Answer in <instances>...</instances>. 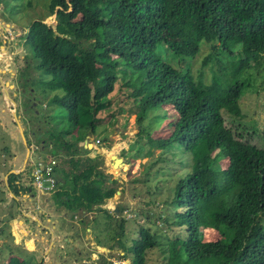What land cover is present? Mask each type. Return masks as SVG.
Here are the masks:
<instances>
[{"label":"trees","instance_id":"trees-1","mask_svg":"<svg viewBox=\"0 0 264 264\" xmlns=\"http://www.w3.org/2000/svg\"><path fill=\"white\" fill-rule=\"evenodd\" d=\"M44 1L55 27L30 24L24 44L38 59V68L50 75L51 89L59 91L52 100L65 111V119L39 145L64 148L68 157L59 156L60 164L77 170L70 174L54 168L61 183L54 203L71 211H104L99 205L116 193L98 166L103 156H89L90 150L77 149V143L94 133L101 123L97 112L108 107L115 85L127 79L122 84L135 107L138 131L123 155L133 159L140 151L151 153L152 147L166 155L174 146L183 152V169L185 157L190 159L172 196L162 201L171 213L164 222L186 230V238H173L169 246L189 264H264V143L248 139L240 104L249 85L243 75L250 59L264 54V0ZM207 44L195 76L190 60ZM167 53L171 59L164 58ZM205 66L210 70L206 81ZM160 105L170 106L176 120L169 123L165 114V129L172 130L154 138L144 118ZM225 158L228 165L222 168ZM10 175L14 181L20 173ZM105 212V217L113 213ZM203 227L215 230L218 238H204L209 231L203 233ZM156 245L155 235L140 227L129 247L131 264H145L146 252ZM15 264L26 263L19 258ZM166 264L186 262L169 249Z\"/></svg>","mask_w":264,"mask_h":264},{"label":"rangeland","instance_id":"rangeland-1","mask_svg":"<svg viewBox=\"0 0 264 264\" xmlns=\"http://www.w3.org/2000/svg\"><path fill=\"white\" fill-rule=\"evenodd\" d=\"M47 5L48 2L44 0H1L0 2V19H3L5 24L0 28V42L2 34L9 35L10 30L13 34V37H9L11 50L9 52L6 49L0 50V264H15L19 258L26 264H131L132 255L129 247L130 243L138 238L140 227L148 228L157 240V245L146 252L145 264H166L169 249L189 264L179 249L174 250L168 244L173 238H186V230L184 227L169 226L164 222L163 217L167 216L169 219L171 213L167 209L168 205L162 201L172 196V187L183 171L189 169L190 159L185 157L187 162L183 169L181 161L183 152L174 146L168 147L165 151L166 155L156 147L150 148L151 153L144 155L140 151L133 159L123 155V150L135 141L138 131L133 113L135 107L132 99L127 97V88L122 84V81L127 79L120 80L115 85L110 93V104L96 114L101 123L97 125L94 133H89L93 141L96 136L101 140L100 147L104 150L101 149L100 154L103 157L98 166L108 179H112L106 184L115 187L118 191L112 198L106 199L99 205L106 208L103 209L104 211L93 210L89 213L84 209L65 210L54 203L53 194L40 193L33 179L28 177L31 170L29 159L34 156L31 151H35L33 152L35 156L40 154L48 157L51 151L55 159L62 154L68 157L64 148L59 151L55 145H50V148L39 145V141L47 137L45 128L46 132H57L64 122L65 111L52 100L54 94H58L59 91L51 89L50 75L38 68V59L24 44L27 27L30 24L35 23L34 26L37 27L44 22L55 27V16L50 13ZM181 51L189 53L183 48ZM208 51V44L201 46L199 53L190 60L191 71L195 76L201 71L202 58ZM164 58L171 59L172 55L167 53ZM249 65L243 75L249 85L240 99L244 112L242 118L245 120L243 125L250 132L248 139L261 146L264 143L262 139L264 54L254 53ZM203 71L205 81L209 80L208 67L205 66ZM16 85L23 87L24 92H21ZM165 114L169 115V123L176 120L173 110L167 105H160L150 110L144 118L145 124L150 125L149 131L152 137H166L172 130L170 126L165 129V122L168 123V118L166 120L164 118ZM151 116L156 118L151 119ZM125 117L127 121L124 120ZM37 125L41 128L40 136L36 134L39 136L38 141L33 140L29 132ZM69 140L72 141L71 138ZM145 141L142 139L139 144L143 147L140 148L141 150L147 146ZM77 146V149H80L83 142H78ZM46 147L50 151L46 152L45 150L48 149ZM104 151L106 157L104 153L102 154ZM90 154L93 155V152ZM112 154L122 159V167L116 169L117 172L112 171L114 167L109 157ZM171 154L174 158L168 160L167 156ZM227 165L228 161L225 158L221 161V166L225 168ZM66 171L75 174L77 170L73 167ZM12 173H20L16 180L20 185L13 182L10 175ZM69 180L71 176L65 179L66 182ZM43 184L49 185V182L43 181ZM60 184L55 185L56 190ZM27 186L31 188L34 198H23L21 195V192H27ZM44 208L47 210L46 213L48 210L54 213L56 208L61 210L62 215L58 214V218L57 214H54L57 219L52 220L55 230L51 233L50 227H45L43 222L33 223L29 217H26L29 218L27 220L23 213L21 215L22 209L27 215L32 216L35 211ZM105 210L114 213H109L110 216L105 217L104 215L108 214ZM36 218L40 219V217ZM19 220L22 223L18 222ZM122 220L123 235L119 237ZM260 222L264 229V217H261ZM23 228L29 232L28 235L22 234L20 229ZM202 229L205 233L208 227ZM208 231L204 238H218L215 230L208 229ZM51 234L55 238L59 235L60 239H51ZM43 237L44 239H41ZM33 238L36 239L35 246H32ZM117 239L120 240L118 244ZM116 244L121 249L115 250ZM103 245L112 250L103 251L101 249Z\"/></svg>","mask_w":264,"mask_h":264},{"label":"built area","instance_id":"built-area-1","mask_svg":"<svg viewBox=\"0 0 264 264\" xmlns=\"http://www.w3.org/2000/svg\"><path fill=\"white\" fill-rule=\"evenodd\" d=\"M10 36L13 37L11 30L9 31V35H6L5 33V38L9 42L11 41L9 39ZM100 142L101 141L98 138L95 140L96 144H99ZM31 152L34 154V156H31L29 159V164L31 166V178L33 179V182L40 193L46 195L52 194L56 190L55 185L57 184V180L54 168L58 165V161L51 155L48 157L46 155L40 154L35 156V153H33L35 151ZM43 181L49 182V185H44Z\"/></svg>","mask_w":264,"mask_h":264},{"label":"crops","instance_id":"crops-1","mask_svg":"<svg viewBox=\"0 0 264 264\" xmlns=\"http://www.w3.org/2000/svg\"><path fill=\"white\" fill-rule=\"evenodd\" d=\"M15 115V114H14ZM18 117V116H17ZM16 117V118H17ZM88 137V140H90V142L92 143V148L90 149V152L88 153V155L89 156H94V155H92V154H90V153H92L93 152V149H95V148H97V147H100V143L99 144H96L95 143V140L97 139V138H99L98 136H96L95 137V139H94V141L92 140V138H91V136H90V134L89 135H86V137H85V139ZM84 139V140H85ZM84 140L82 141L83 142V147H84V145H85V142H84ZM101 149H103L102 147H100ZM104 150V149H103ZM104 153V156L106 157V155H105V151L104 152H102V154ZM52 157H54L55 158V156H53V154H50ZM103 156V155H102ZM110 157V156H109ZM117 157H119V156H117ZM124 157V156H123ZM57 161H58V168H59V170L58 171H63V170H67V169H69L70 167H68V168H65V166L63 165V164H60V161H59V159H57ZM26 163V159H25V161H24V164ZM30 166V165H29ZM30 168H31V166H30ZM100 168V167H99ZM101 169V168H100ZM30 172H31V170H30ZM58 178H59V180H61V173H58ZM57 178V179H58ZM61 182H63V180H61ZM56 191V190H55ZM52 194H54V193H52ZM52 194H49V195H52ZM56 210V209H55ZM47 212V210H45V208L44 209H41V210H38V211H35L34 212V215H32V216H30V215H27L26 214V211L25 210H21V215H22V213L24 214V217L26 218V217H30V220L33 222V223H36V222H43L44 224H45V226L46 227H51L52 225H53V222H52V220L54 221V220H56L57 218H58V214L59 215H62V214H60V212H61V210L59 209V210H57V211H53L54 213H52V211H50V210H48V213H46ZM63 212V214H65L64 213V211H62ZM90 213V212H89ZM26 214V215H25ZM49 214H50V216H49ZM54 214H57V218H55V215ZM36 217H40V219H39V221L37 220L36 221V219H38V218H36ZM63 217H65V216H63ZM27 219V218H26ZM27 220H29V218L27 219ZM36 221V222H35ZM18 222H20V223H22V221L21 220H19ZM51 223V224H50ZM20 231L22 232V234H25V235H28V232L23 228V230L22 229H20ZM57 237V236H56ZM29 239H31V238H29ZM28 239V240H29ZM41 239H43V238H41ZM17 240V239H16ZM34 240V239H33ZM36 240V239H35ZM35 240L34 241H32V246H35Z\"/></svg>","mask_w":264,"mask_h":264},{"label":"flooded vegetation","instance_id":"flooded-vegetation-1","mask_svg":"<svg viewBox=\"0 0 264 264\" xmlns=\"http://www.w3.org/2000/svg\"><path fill=\"white\" fill-rule=\"evenodd\" d=\"M0 22H2L3 24H4V21H3V19H0ZM5 25V24H4ZM3 25V26H4ZM6 32V31H5ZM6 49V51L7 52H9V50H11V41L9 42L6 38H5V34H2L1 35V42H0V50H5ZM26 79V78H25ZM23 83H25V81H23ZM17 87H18V89H20L21 90V92H24V89H23V87H19L18 85H16ZM17 89V88H16ZM33 102V105H35V103H34V100L32 101ZM31 106V105H30ZM23 115H27V113H23ZM26 118V117H25ZM28 120V119H27ZM45 121V120H44ZM43 123H45V122H43ZM40 131H41V128L37 125V126H35V127H33V129L32 130H30L29 132H30V134H31V137H33V140H37V137H39L40 135ZM44 131V130H43ZM45 133H46V128H45V131H44ZM36 134H38L39 136H36ZM44 138V137H43ZM29 178L31 177V175L29 174V176H28ZM13 182H16V180H14ZM17 185H20V183L19 182H17ZM19 187V186H18ZM26 189H27V192H21V195L23 196V198H28V197H32V198H34V194L32 193V190H31V188H29L28 186L26 187ZM114 213V212H113ZM30 218V217H29ZM54 224V223H53ZM54 231V230H53ZM51 233V232H50ZM28 234H29V232H28ZM57 237L55 238V237H52V234H51V239H60V237H59V235H56ZM29 238V237H28ZM34 239V238H33ZM43 239H44V237H43ZM65 239H67V238H65ZM17 244H19V242L17 243ZM106 246L105 245H103V246H101V249H103V251H110V250H112L111 248H105ZM114 247V245L112 246V248ZM117 249H119V247L116 245V248H115V250H117ZM124 254V253H123ZM107 259V258H106ZM57 264H60V263H57ZM101 264H103V263H101Z\"/></svg>","mask_w":264,"mask_h":264},{"label":"water","instance_id":"water-1","mask_svg":"<svg viewBox=\"0 0 264 264\" xmlns=\"http://www.w3.org/2000/svg\"><path fill=\"white\" fill-rule=\"evenodd\" d=\"M3 26V23L0 22V28ZM8 84V83H6ZM85 142V145L84 147L87 148V149H91L92 148V143L90 142V140H88V137L84 140ZM101 153V148L100 147H97L95 149H93V155H97V154H100ZM110 159L112 160V163H113V167L114 169H112L113 172L116 171V169H118L119 167H122V159L120 157H117L116 155L112 154L110 155ZM119 165V166H118ZM125 166V165H124ZM117 172V171H116ZM112 179H108V181L110 182ZM118 193V191H117ZM101 205V204H100ZM39 221V219H36V221ZM40 223V222H39ZM51 224V223H50ZM46 227V226H45ZM49 228V227H48ZM47 228V229H48ZM50 232H53L54 229V225H52L50 228H49Z\"/></svg>","mask_w":264,"mask_h":264},{"label":"clouds","instance_id":"clouds-1","mask_svg":"<svg viewBox=\"0 0 264 264\" xmlns=\"http://www.w3.org/2000/svg\"><path fill=\"white\" fill-rule=\"evenodd\" d=\"M59 164V163H58ZM54 193V192H53Z\"/></svg>","mask_w":264,"mask_h":264}]
</instances>
